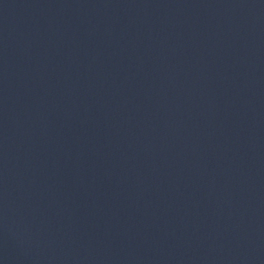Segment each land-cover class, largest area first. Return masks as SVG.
<instances>
[{"label": "water", "instance_id": "1", "mask_svg": "<svg viewBox=\"0 0 264 264\" xmlns=\"http://www.w3.org/2000/svg\"><path fill=\"white\" fill-rule=\"evenodd\" d=\"M0 264H264V0H0Z\"/></svg>", "mask_w": 264, "mask_h": 264}]
</instances>
